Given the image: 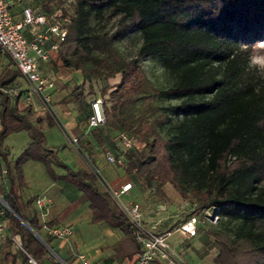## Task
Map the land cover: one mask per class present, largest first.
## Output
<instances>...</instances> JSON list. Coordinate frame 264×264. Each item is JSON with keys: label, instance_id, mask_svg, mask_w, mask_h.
<instances>
[{"label": "trees", "instance_id": "1", "mask_svg": "<svg viewBox=\"0 0 264 264\" xmlns=\"http://www.w3.org/2000/svg\"><path fill=\"white\" fill-rule=\"evenodd\" d=\"M22 1L48 18L67 17V33L57 50L64 63L75 56L106 63L103 73L83 67L82 80L65 82L69 90L60 99L64 105L83 104L96 93L94 84H101L108 122L89 131L98 144L116 147L107 127H119L116 116L123 107L140 98L167 101L154 107L150 120L125 123L142 144L118 153L133 186L151 180L163 200L192 205L190 215L212 210L218 226L205 231L215 241V262L264 264V68L251 62L256 44L264 41V0H71L70 6L64 0H40L39 5L21 0L13 3L12 13ZM131 33L139 35L140 43L136 56L125 58L115 43ZM98 50L106 52L104 58L93 55ZM139 56L157 59L167 72V84L153 86ZM20 75L0 52V87L14 85ZM18 96L3 91L0 96V172L4 165L8 178L2 197L20 216L6 210V248L16 235V254L23 260L29 261L28 255L37 264L56 260L29 228L40 233L42 227L31 199L22 200V165L32 159L44 165L49 178L63 179L80 191L77 199L88 202L92 222L121 229L115 255L135 261L140 244L124 212L82 155L76 165L46 144L40 116L32 108L19 109ZM44 115L46 123L56 124L48 112ZM18 130L29 139L9 161L2 140ZM85 134H77L80 143Z\"/></svg>", "mask_w": 264, "mask_h": 264}, {"label": "built area", "instance_id": "2", "mask_svg": "<svg viewBox=\"0 0 264 264\" xmlns=\"http://www.w3.org/2000/svg\"><path fill=\"white\" fill-rule=\"evenodd\" d=\"M15 1L21 0H0V52L13 61L20 70L21 76L29 83V89L25 91L19 85L0 87V96L1 91L10 95H21L23 92L24 100L31 103L35 95L43 108L60 125L61 122L52 103L51 95L52 90L56 87L57 74L53 70H45L44 65L51 59V51H57L60 42L66 36L67 29L63 24L67 17L59 19L51 16L48 18L45 14L37 12L36 8L26 4L21 9V17L15 18L11 10ZM26 30L31 33L30 37L26 35ZM107 122L103 99L97 95L90 101V114L87 116L84 133L89 132L92 128L103 126ZM61 127L66 134L68 144L82 155L98 177L100 184L109 192L134 229L137 241L140 244V250L136 254L134 264H151L152 262L184 264L178 250L169 241V236L173 233H177L183 238L196 235L197 216L194 214L189 215L178 226L164 231H159L148 225L142 214L140 203L128 196L133 187L132 180H127L117 186L113 185L91 156L83 150L79 136L71 133L63 125ZM118 139L123 149L131 146L139 148L142 145L136 138L130 137L124 132L119 133ZM105 158L109 163L123 166L124 157L121 154L106 150ZM45 203L44 196H38L35 199V205L38 209H42ZM6 210H9V208L0 197V227ZM43 228L48 235L59 239L68 238L74 231L70 223L49 224L45 222ZM13 240L20 246L17 238L14 237ZM28 256L30 262L37 264L31 255ZM76 258L81 264H91L89 258L83 253H78ZM0 264L4 263L0 260ZM57 264L68 263L59 259Z\"/></svg>", "mask_w": 264, "mask_h": 264}, {"label": "rangeland", "instance_id": "3", "mask_svg": "<svg viewBox=\"0 0 264 264\" xmlns=\"http://www.w3.org/2000/svg\"><path fill=\"white\" fill-rule=\"evenodd\" d=\"M39 1L40 0H30L28 2H30L31 4L39 5ZM64 4L66 6H70L71 0H64ZM139 43V35L137 33H131L126 37L122 38L121 40L117 41L115 45L117 46L118 50L120 51L123 57L130 58L136 56V50ZM80 54H82L83 56H87V52L84 50H80ZM55 55L57 62L52 61L48 68V70H53L57 74L55 79V90L57 94L53 95L52 101L53 104H57L58 118L61 122L60 125L62 126V124H64L69 127L73 133L81 134L82 132H84L86 126L87 113L89 111V102L94 96L97 95L103 98V94L99 89L101 84L99 82H96L94 84V89L96 93L93 96H90L88 100L85 101L83 104H74L72 107L73 111H70L68 105H64L60 101L63 92H67L69 90V87L63 86V84L67 82L69 85H71L75 82H80L83 78V67H88L94 70L97 69V71H100V73L106 72L108 70V67L105 62H98L96 59L93 58L85 59L84 61H82L76 56L71 57L70 63L66 64L60 59L59 51L56 52ZM93 55L98 56L100 59H102L105 57L106 52L98 50L94 51ZM138 60L141 63L145 74L150 79L153 86L158 87L167 84V72L159 64V61L157 59L139 56ZM251 62L259 66L260 68H264V41H261L256 44L255 52L253 54ZM114 80L115 78H110L111 82H113ZM166 102L167 101L153 98H140L135 103L123 107L117 112L116 116V120L119 124V127H107L112 138L117 141L116 147H112L111 145L98 144L94 139L91 138L89 132H87L82 137L81 144L83 148L88 151L91 158L95 160V163L97 162L98 166L101 168V166L99 165V163L101 162L99 161L106 160V150H112L115 153H121V151L124 150L121 144H119L118 136L120 132H124L128 136L135 138V135L133 134L131 129L125 128V123L131 122L133 125H136L138 122L150 120L156 113L153 110L154 107L158 104ZM109 104L110 103L108 102L107 105ZM67 120H69V123H67ZM54 130L55 129L52 128L51 131L47 129L44 132L46 135V144L49 147H58L60 151L59 154L65 157L64 150L67 149L64 146V136ZM158 130L162 134H167L166 128H158ZM9 133H7L4 139L2 140L1 150L3 153H5L6 158L9 161H12L21 152L20 147L22 146H20V144L16 143L15 141H12L11 135L7 137ZM0 160L1 162H4V156L1 154V152ZM31 162H35L38 165L36 174H41L42 172L44 177L49 178L46 174L44 165L41 162L32 159ZM121 174H127L129 177L132 176L131 174L125 172L123 167ZM65 182L73 188L77 189L71 183H68L67 181ZM170 196H172L171 193ZM130 198L140 203L141 208L144 210L147 218L150 220V222L148 223L156 224V227L159 230L172 229L178 226L192 212V205H190L188 202H183L181 199L176 198L172 199L171 201H165L160 198L155 192V188L151 180L145 184L141 182H134V188L133 191L130 193ZM196 216L198 218L196 235L190 238H183L182 240L180 239L179 242L181 245V250H178V253L183 259L184 264H220L215 262V260L213 259L217 252L215 241L213 237H211L205 231L206 229L218 226V223L216 222L217 217L215 216L214 212H212V210H204L199 214H196ZM198 227H201V229H198ZM176 236L177 235L175 233L169 236V241L174 245H176L174 242L176 240ZM187 248L188 250H186Z\"/></svg>", "mask_w": 264, "mask_h": 264}, {"label": "crops", "instance_id": "4", "mask_svg": "<svg viewBox=\"0 0 264 264\" xmlns=\"http://www.w3.org/2000/svg\"><path fill=\"white\" fill-rule=\"evenodd\" d=\"M26 4L27 3L25 1H22L21 3L15 4L13 6V13L15 18L21 17V9ZM25 33L28 37L31 36L29 30H26ZM56 52L58 51H51V59H49V61L44 65L45 70H48L52 61L57 62L55 55ZM14 85L21 86L25 91L29 89V83L21 75L16 78V80L14 81ZM54 90H52L51 92L52 97L54 94H57L56 90ZM66 93L67 92H63L62 97ZM53 105L57 111V104ZM67 105L70 108V111H73L72 107L74 103H68ZM17 106L21 110H25L28 107L36 111V114L41 118V125L44 128V132L47 129L51 131V129L53 128L55 129L54 131H57L59 134L64 136V145L67 149L64 150L65 159L68 162H72L76 165L82 163L81 155L68 144L66 140V134L64 133L62 127L57 123L55 125H49L48 123H46L45 119L42 118L43 116H45L44 114L47 111L43 108L41 102L35 95L33 96L32 102L27 103L23 98L22 92V94L18 96ZM67 123H69V120H67ZM62 125L71 133H73L69 127L64 124ZM9 135L12 136V141H15L16 143L20 144V146H22L20 147L21 151L28 141V133L25 130H18L12 131L7 135V137ZM29 160L25 161L22 165L24 184L20 188V191L22 193V200H26L27 198L31 199V204L36 211L39 222L42 224L40 233H38L37 231L36 232L43 239L44 237L50 239V244L45 241L47 245H44L55 256L56 260L51 261L46 259L47 264H57L59 259L67 262L68 264H81V262L76 258L78 253L85 254L89 258L91 264H134L135 261L125 258L120 259L116 257L113 250V244L120 240L123 236V232L121 229H119L118 227L110 226L105 221L92 222L88 202H80L77 199L80 193L78 189L73 188L63 179L52 180L51 178L44 177L42 172L41 174H36L38 165L35 162H31V159ZM105 161H99L101 162L99 163V165L101 166V170L105 177L113 185L117 186L127 180H132V176L129 177L127 174H121L123 166ZM7 186L8 178L5 174V167L4 165H2V171L0 172V197L3 200L4 198L2 197V194ZM133 188L134 186L128 194L129 197L130 193L133 191ZM38 196H44V198L46 199V203L42 209H38L35 205V199ZM141 210L146 223L159 230L156 227V224L148 223L150 222V220L147 218L142 208ZM51 220L54 223H70L74 229L73 233L65 239H59L48 235L46 233V230L43 228V224ZM175 234L177 235L175 237L176 240L174 241L176 245L173 244V246L177 250H181L179 241L180 239L182 240L183 237H180L177 233ZM8 235H10V231L7 226V220L5 216H3L2 226L0 227V260H4V264H32L29 261L23 260L21 256L16 254V248L20 246H18L14 242V240L13 244L6 248L5 239ZM14 237L19 240L18 236L16 235L11 236L12 239ZM186 250H188V248ZM4 251H8L9 253L4 254ZM151 264L162 263L152 262Z\"/></svg>", "mask_w": 264, "mask_h": 264}, {"label": "water", "instance_id": "5", "mask_svg": "<svg viewBox=\"0 0 264 264\" xmlns=\"http://www.w3.org/2000/svg\"><path fill=\"white\" fill-rule=\"evenodd\" d=\"M4 202L7 204V206H8V208H9V210L10 211H12L17 217H19L20 218V216L9 206V204L4 200ZM30 228V230L33 232V234L43 243V244H45V245H47L46 244V242H45V240L34 230V229H32L31 227H29Z\"/></svg>", "mask_w": 264, "mask_h": 264}]
</instances>
